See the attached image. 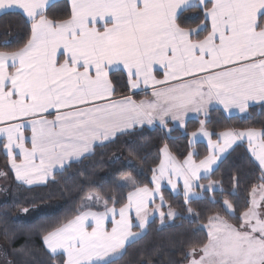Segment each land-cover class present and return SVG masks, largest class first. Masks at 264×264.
<instances>
[{"label": "snow or ice", "instance_id": "obj_1", "mask_svg": "<svg viewBox=\"0 0 264 264\" xmlns=\"http://www.w3.org/2000/svg\"><path fill=\"white\" fill-rule=\"evenodd\" d=\"M47 5L48 0H0V10H22L31 25L23 47L0 51V148L22 184L46 183L96 142L137 124L158 119L166 126L168 118L183 123L187 112L203 111L213 101L242 113L250 102H264V0H71V15L63 20L48 18ZM190 8L203 12L210 29L178 23V13ZM121 66L129 87H151V99H113L110 72ZM199 135L209 148L199 163L193 152L183 162L176 160L165 145L158 174L153 170L154 188L137 186L128 177L122 184L131 182L133 190L119 209L114 198L87 193L72 218L46 230L47 249L62 252L63 264H111L138 236L133 228L149 222L157 196L160 204L151 210L161 220L177 215L171 206L162 210V181L177 191L182 179L186 204L197 187L214 191L218 182L205 186L199 181L208 178L218 152L245 137L264 181V130H229L214 141L201 120L191 133L194 139ZM250 195L236 223L209 217L207 242L191 248L187 264H264V182ZM101 200L104 210L94 211ZM223 204L233 208L227 199ZM187 211L194 213L191 207ZM109 216L110 230L105 226Z\"/></svg>", "mask_w": 264, "mask_h": 264}, {"label": "trees", "instance_id": "obj_2", "mask_svg": "<svg viewBox=\"0 0 264 264\" xmlns=\"http://www.w3.org/2000/svg\"><path fill=\"white\" fill-rule=\"evenodd\" d=\"M50 19L63 20L71 15L69 3L61 0L46 9ZM178 23L184 28L197 25L209 29L203 12L190 8L178 15ZM30 21L20 13L10 12L0 15V51H15L24 46L30 38ZM206 32H201V37ZM115 88V98L129 96L127 76L123 71L110 74ZM147 94L134 95L135 100ZM214 133L213 139L225 131H243L250 128L264 130V105L253 107L247 115L225 116L218 108L211 109L204 118L186 122L182 130L165 127L137 129L117 137L113 142L95 148L93 154L73 163L54 175L46 185L25 188L14 183L8 168L7 158L0 148V171L9 177L10 188L7 202L0 205V245L4 247L9 264H63L62 255L51 256L43 246V235L54 225L72 218L81 204L86 203L87 193H99L105 199L114 198L117 209L126 202L131 189L120 185L128 176L135 179L137 186L151 188L153 170L159 164L161 150L167 145L169 152L183 161L193 151V159L199 162L207 156L203 144L189 145V136L200 128V121ZM132 161L135 168L128 167L125 160ZM261 172L245 146H235L219 163L215 170L202 179L200 184L218 182L214 191H204L201 197L193 198L186 204L182 194H173L163 189L165 198L163 211L169 206L179 215L169 221L158 218L147 224L145 232L127 244L122 255L111 264H187L186 254L191 248L197 249L207 242L205 226L209 217L220 215L231 223H236L251 199L253 186L262 182ZM227 199L233 208L227 210L223 201ZM103 203V200H101ZM50 205L57 207L49 214L25 221L22 211L41 210ZM104 205V204H103ZM109 207L112 200H109ZM191 207L194 213L187 209ZM32 213V212H31ZM34 213V212H33Z\"/></svg>", "mask_w": 264, "mask_h": 264}, {"label": "crops", "instance_id": "obj_3", "mask_svg": "<svg viewBox=\"0 0 264 264\" xmlns=\"http://www.w3.org/2000/svg\"><path fill=\"white\" fill-rule=\"evenodd\" d=\"M58 1H61V0H48V5H47L46 9H47L50 5H52L53 3H56V2H58ZM66 1L69 3V7H70V10H71V0H66ZM10 12L20 13L22 16H24V17L28 20L26 14H24V13L22 12V10H19V9L0 10V15H1V14H4V13H10ZM182 12H183V11H182ZM180 13H181V12H179L178 15H179ZM28 21H29V20H28ZM207 23H208V25H209V29H210V21H207ZM116 71H123V72L126 74V70H123V69H122V66H121V70H113V71L110 72V74L113 73V72H116ZM155 74L157 75V78H160V79L163 78V75H162V69H160L159 66H156V73H155ZM126 76H127V74H126ZM129 89H130V93H131L129 96H131L132 98H133L134 95L136 96V95H139V94H147L146 97H143V98H141L140 100H145V99H151V98H152V96H151L152 88H151V87H145L144 85H141L140 88H137V89H131V88L129 87ZM113 99H119V98H115V97H113ZM133 99H134V98H133ZM134 100H135V99H134ZM140 100H136V101H140ZM262 105H264V102H250V103H249V107H248V109H247L245 112L242 113V112H240L239 109H237V108H232V109H230V110H225L224 107H223V105L219 104L218 102L213 101L212 103H210L209 105H207L206 108H205V110H203V111H200V112L189 111V112H187V113L183 116V118H182L183 123H181L180 121H174V120H172L171 118H168L167 125L170 124L173 128L182 130V129L184 128V126H185V124H186L187 121L192 120V119H199V118L202 119V118H204V117L208 114V112H209L211 109H214V108H218V109H220V110L222 111V113H223L225 116H227V117H232V116L242 117V116L247 115V113L249 112V110H250L251 108H253V107H258V106H262ZM54 116H55V113L53 112L52 115H49V116H48V118H49V119H53ZM156 127H165V126H162V125L160 124V122H159L158 119L154 120L152 124H148L147 122H145L144 124H137V125H135L134 127L130 128V129H127V130H126L125 132H123V133H117V134H116L114 137H112L109 141H105V142H103V143L96 142V143L94 144L92 150H91L89 153L85 154V155H84L83 157H81L79 160H77V161H73L71 164L76 163V162H79V161L83 160L84 158L91 156V155L93 154L95 148H97V147H99V146L106 145V144H108V143H111V142H113L117 137H119V136H121V135L127 134V133L132 132V131L137 130V129H143V128H150V129H151V128H156ZM243 131H244V130H243ZM28 134L30 135V132H29ZM217 138H218V135L216 136V139H213V138H212V140L215 141V140H217ZM197 144H203V145H205L206 148H207V155L209 154V148H208V140H207V138H206V137H203L202 135H199L197 138L194 139V138L190 135V136H189V145L193 147V146H195V145H197ZM237 145H243V146H245V148H246V150H247L249 156L252 158L253 162L256 164V166L259 168V170H260V172H261V174H262V170H261V168H260V166H259V162L256 161L255 158L252 156V153H251V151H250V149H249L248 140H247V138L245 137V138H243V139L237 140V141H236V142H235L230 148H227L224 152H218V153H217V159H216L215 163L211 166L212 171L208 174V176H209V175L215 170V168H216V167L219 165V163H220V162H221V161H222V160H223V159L229 154V152H230L235 146H237ZM28 146L30 147V143L28 144ZM3 152H4V151H3ZM168 152H169V150H168ZM191 152H193V151H191ZM169 153H170V152H169ZM193 153H194V152H193ZM4 154H5V156H6V153H5V152H4ZM170 154H171V153H170ZM171 155H172V154H171ZM172 156H173V155H172ZM173 157H175V156H173ZM6 158H7V156H6ZM175 158H176V157H175ZM162 159H164V154H163L162 151H161V153H160V161H159L158 166L156 167L157 174H158V168H159V165H160V162H161ZM203 159H204V158H203ZM176 160H178V159L176 158ZM178 161H179V160H178ZM17 162H19V158H18ZM180 162H183V161H180ZM7 163H8V168H9V172H10V175H11V180H12L14 183H16V184H18V185H20V186H23V187H25V188H28V189H30V188H35V187H41V186L46 185L49 181H51V180L53 179V177H54L55 174H57V173L63 171L65 168L68 167V166H66L64 169H57V170H55L54 173H53V175L48 179V181H47L46 183H42V184H34V185L29 186V185L22 184L21 182H19V181L16 180V178H15V173H14V171L11 169V166H10V164H9V162H8V158H7ZM197 163H199V162H197ZM71 164H70V165H71ZM201 175L203 176L204 173L201 172ZM152 176H153V175H152ZM173 178L175 179V177H173ZM6 179H9V177L6 176ZM9 181H10V180H9ZM200 181H201V180H200ZM200 181H199V183H200ZM182 185H183V180L181 179V180H179V182H178V189H177V190H182V187H181ZM207 185H208V184H206L205 186H207ZM152 188H154V185H153V183H152V177H151V188H150V189H152ZM130 189H131L130 191L133 190L132 187H131ZM163 189H166V188H165V187H162V190H163ZM215 189H216V187H215ZM168 190H169V189H168ZM193 190H196V192H197V196H198V197H201V196H202V193H203L204 191H206V190L201 189V188H199V187H197V188H195V189H193ZM169 191H170V190H169ZM170 192H171V191H170ZM171 193H173V192H171ZM181 193H182V191H181L180 193H178V194H181ZM173 194H175V193H173ZM182 195H183V194H182ZM164 206H165V205H164ZM164 206H163V207H164ZM93 210H94V211H103V210H104V205H103V203H102L101 201H100L99 203H96V204L93 206ZM131 217H132V219H133V223L135 224V222H136V218H135V211H134V210H132V212H131ZM116 218L119 219V216L117 215ZM154 219H155V218H154ZM151 221H152V220H151ZM151 221H149L148 223H150ZM148 223H147V224H148ZM147 224H146V226H147ZM105 226H106V228H108L109 230L111 229V226H112V225H111V216H109L108 219L106 220V222H105ZM140 231H141L140 228H138V227H134V228H133V232L138 233V236H136L134 239H130L129 242L126 243V245L129 244V243H131L132 241L136 240V239L141 235V232H140ZM43 246H44L45 250H46L51 256L62 255V256L64 257V259L66 258L65 255H64L62 252H57V253L53 254V253H51V252L47 249V247H46V245H45L44 243H43ZM125 247H126V246H125ZM123 251H124V249H122L121 252H120L119 254L113 256V257L111 258V260H114V259L119 258V257L122 255ZM116 256H117V257H116Z\"/></svg>", "mask_w": 264, "mask_h": 264}, {"label": "rangeland", "instance_id": "obj_4", "mask_svg": "<svg viewBox=\"0 0 264 264\" xmlns=\"http://www.w3.org/2000/svg\"><path fill=\"white\" fill-rule=\"evenodd\" d=\"M125 163L128 167H132V168H135L136 166H134V164L132 163V161L126 159L125 160ZM0 173H2L0 171ZM128 177H131L134 181L135 179L132 177V176H128ZM128 177H125L123 178L121 181H120V185L125 187V188H128L130 189L132 187V184L131 182L127 183V184H122V181L126 180ZM151 182V181H150ZM153 183V182H152ZM154 185V184H153ZM155 187V185H154ZM162 187H165L166 189H169L171 192L175 193V194H178L182 191L181 194H183L184 196V192H183V185L181 186L182 187V190H177V191H173L171 189V186L168 185L167 183V179H165L164 181H162ZM9 188H10V181L9 179H6V176L3 174V175H0V205L4 204L7 202V199H8V192H9ZM196 194V190H193ZM257 196H259V193H257ZM194 198H198V196L196 195V197ZM160 204V200H159V197L157 196L156 197V201H155V205H150V212H149V221L153 220L154 218H158L159 220H161L160 216H159V213L158 212H153L151 209L154 208L156 205H159ZM165 205V203H164ZM163 205V206H164ZM57 206L56 205H50L48 207H45L43 209H39V210H35V211H31L29 213V211H22V214H23V217L19 218L21 220H25V221H29V220H32V219H35L37 216H41V215H45V214H49L50 212H52ZM229 210V209H227ZM231 211V210H229ZM34 212V213H33ZM176 212V211H175ZM177 213V212H176ZM178 213L176 216L174 217H167L169 219V221H172L174 220L176 217H178ZM161 221H164L161 220ZM136 223V222H135ZM208 225V224H207ZM207 225L205 226V230L206 232L208 233V228H207ZM141 231V235L145 232L146 230V226L143 228V229H140ZM117 257V256H116ZM0 264H9L7 262V258H6V254H5V249L4 247H2L0 245Z\"/></svg>", "mask_w": 264, "mask_h": 264}]
</instances>
